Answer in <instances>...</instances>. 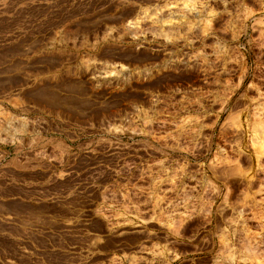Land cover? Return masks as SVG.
I'll return each mask as SVG.
<instances>
[{"label": "rangeland", "instance_id": "1", "mask_svg": "<svg viewBox=\"0 0 264 264\" xmlns=\"http://www.w3.org/2000/svg\"><path fill=\"white\" fill-rule=\"evenodd\" d=\"M0 264H264V0H0Z\"/></svg>", "mask_w": 264, "mask_h": 264}]
</instances>
